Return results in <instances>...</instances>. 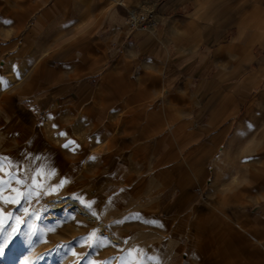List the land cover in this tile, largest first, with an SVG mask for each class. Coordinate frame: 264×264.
<instances>
[{"label": "crops", "instance_id": "0c3cea01", "mask_svg": "<svg viewBox=\"0 0 264 264\" xmlns=\"http://www.w3.org/2000/svg\"><path fill=\"white\" fill-rule=\"evenodd\" d=\"M245 6L0 0V32L18 38L9 46L16 47L9 77L30 80L22 92L10 87L5 100L28 102L36 125L56 111L65 124L83 127L69 139L103 158L102 174L122 184L129 182L121 160L137 152L125 141L145 138L149 173L167 169L164 185L179 192L177 205L194 200L196 190L205 194L194 213L216 233L212 242L241 264H264V8L247 14ZM152 10L156 30L129 27L131 12ZM24 46L26 63L18 60ZM38 110L46 111L42 123Z\"/></svg>", "mask_w": 264, "mask_h": 264}, {"label": "rangeland", "instance_id": "374dc122", "mask_svg": "<svg viewBox=\"0 0 264 264\" xmlns=\"http://www.w3.org/2000/svg\"><path fill=\"white\" fill-rule=\"evenodd\" d=\"M232 1L246 4L243 9L249 10L247 14L255 11V8H264V0ZM259 16L264 17V10ZM15 39L18 38L14 33L0 32V71L3 70L0 78L6 82H0V115L9 117L6 122L1 120L0 123V158H6L0 159V168H2L0 178L8 181L7 184L0 185V196L8 197L11 201L16 196L12 191L14 188L25 194L31 190L32 195L27 199L21 197L19 204L6 203L0 199V221L11 213V218L5 221V227L8 228L10 225H15V218L20 216L25 221L19 226L21 231L23 233L35 231L36 236L32 237L31 244L28 243L26 236L17 239L8 249L3 264H10L11 257L19 260L27 250L20 249L21 246H28L39 263L43 262L51 252L55 255V264H241L237 261L239 255L230 254L222 242L219 248L212 242L211 238H214L216 233L208 230L207 222L197 221V213L195 214L194 211L202 209L206 201L205 194L195 189L197 197L194 200L184 205H177L179 192L167 187V184L164 185L168 175L167 169L164 166H157L151 169L153 174L149 173L146 160L150 153L145 138L139 139L141 143H145L146 148L145 152H140V160L136 155L131 156L130 160L127 158L121 160L119 172L129 185L120 183L110 174L108 176L102 174L100 163L105 162L104 159L101 158L102 161L93 159L91 153L86 154L83 151L81 154L84 163L80 160L75 162L76 164H71L77 171L73 179L81 181L82 186L74 188L73 191H65L71 181L63 180L62 172L66 170V164L59 155L64 157L69 153H76V148L79 149L77 144L68 148L64 145L71 140L69 137L74 132L78 134L83 127L65 124L56 111L46 117L44 126L36 125L35 110L32 111L28 102L5 100L10 87L14 86L18 89L24 82L30 85L28 79L15 83V79L9 77V71L13 69L11 59L15 57L16 51V47L9 46L15 42ZM29 52L30 49L24 46L18 60L26 63L31 57ZM25 70L29 73L31 66L25 67ZM21 90L19 88L17 92H22ZM45 113L46 111L43 110L36 112L38 123L43 122ZM20 122L29 126L26 129L29 134L35 133V144H27L29 150L35 149V157L25 163L22 173L26 172V174L21 177L15 172L14 166L22 160L19 159L14 163L15 160L12 162L11 158L17 154L18 148L25 149L28 138H22V143L18 145L19 140L11 132L12 128L4 126L5 123L16 126ZM61 132L65 135L59 137ZM22 153L20 157H23ZM129 163L134 164L136 168H128L129 165L126 164ZM81 170H85V173L81 174L79 172ZM208 173L207 171L206 178L209 177ZM17 179L23 183L17 184ZM161 179L163 185L160 184ZM61 181L65 183L62 187H57ZM156 183H158L156 191H151V186ZM83 191L87 197V201L83 200L84 203L92 205L95 209L96 222L77 213L66 202L62 203L63 208L53 210L57 202L49 200L56 193L75 197ZM194 205L196 207H193ZM25 209L29 213L27 216L24 215ZM249 209L254 211L257 208ZM52 212H54L53 218L48 219ZM94 232L96 236L88 239ZM54 249L56 251H53ZM251 257L255 260L256 256L249 255V259H252Z\"/></svg>", "mask_w": 264, "mask_h": 264}, {"label": "bare ground", "instance_id": "6f19581e", "mask_svg": "<svg viewBox=\"0 0 264 264\" xmlns=\"http://www.w3.org/2000/svg\"><path fill=\"white\" fill-rule=\"evenodd\" d=\"M19 83V82H18ZM15 116V115H14ZM25 116V115H24ZM21 118V117H20ZM9 119V117L7 115H0V123H1V120L5 121ZM48 123V122H47ZM9 123H5L4 126H8V128H12L11 129V132H13L17 138H18V142L20 145L22 142V138H25L27 137V142H26V145H25V149L24 150H19V148L16 150V153L14 155V157L11 158V161L13 162L15 160L14 163L17 162V160H22L21 162L16 163V165L14 166L13 163H12V166H14L15 168V172L19 173L21 177L22 175H25V173H22V171L24 170V167H25V163L26 162H29L30 160H32L33 157H35V149L33 150L32 148H30L29 150V146L27 144H35V133L33 134H29L27 132V128L29 127L28 125H24L22 122L19 123V125H16V126H10L11 124ZM3 126V127H4ZM10 126V127H9ZM96 126V125H95ZM94 126V127H95ZM6 128V127H5ZM94 129V128H93ZM105 130L108 132L110 130V128L106 127ZM56 133V132H55ZM9 138V137H8ZM66 138V137H65ZM114 137H110V139H107V142L109 145H113L114 144ZM86 140V139H85ZM141 140V139H140ZM139 139L137 140H131V141H128L126 142L125 141V144L128 146V147H133V148H137V153L135 154L136 156H138L137 158L140 160V155L141 153L145 152V143H141L142 141H140ZM124 143V142H123ZM135 144V145H134ZM119 146V145H118ZM122 146V145H121ZM81 148V147H80ZM125 148V147H124ZM73 149V148H72ZM33 150V151H32ZM74 150V149H73ZM129 150V149H128ZM143 151V152H142ZM23 152V153H22ZM76 153L74 154H68V155H64V157L62 155H59L60 157L63 158V160L65 161V164H66V170H64L63 173V180L65 181H71L68 186L66 187V190L65 191H73L74 188H77L78 186H82L81 185V181H78L76 178L73 179V176L74 174L77 172L74 170L73 166L71 164L75 163V162H78V161H82L84 157H82V154L83 153V150L82 149H78L76 148L75 150ZM78 152V153H77ZM141 152V153H140ZM21 153L23 154V157H20ZM25 157V159H23ZM22 158V159H21ZM88 160V159H87ZM74 161V162H73ZM125 161V160H124ZM83 162V161H82ZM131 162V161H130ZM84 163V162H83ZM134 163V162H133ZM76 164V163H75ZM5 165V164H4ZM144 166V165H143ZM142 166V168H143ZM132 167V166H131ZM135 167V166H134ZM136 168V167H135ZM6 169V168H4ZM85 169V168H84ZM78 170V169H77ZM132 171V170H131ZM81 172V174H84L85 173V170H81L79 171ZM1 173V172H0ZM1 175V174H0ZM17 175V174H16ZM160 175V174H159ZM77 177V176H76ZM78 178V177H77ZM98 181V180H97ZM56 186V185H55ZM4 187V186H3ZM114 193V192H113ZM113 195V194H112ZM86 193L83 191V192H80L79 195L77 196H72V195H66L65 196V193H56L49 201L51 202H57L55 204V208L53 209L54 211L55 210H58L59 208H63L64 202H66V204H69L71 205L70 208H74L75 211L79 214H82L83 216H87L89 217L91 220H94L96 222L97 220V217L96 215H93V213H95V209L92 207H89L88 205H86V203H84L83 200L87 201L86 199ZM143 210V209H142ZM143 212V211H142ZM145 213V212H144ZM54 216V212H52L50 215H49V218L48 219H52ZM137 216V215H136ZM136 220V219H135ZM20 249H27L26 252L23 254V256L17 260L15 258H10L9 259V263L10 264H25V260H28L29 261V264H55L56 263V260H55V263H54V259H55V255L53 253H49L47 258L39 263L38 260H36L35 256L30 252L28 246H21ZM6 252L8 251V249L5 250ZM22 251V250H21ZM12 252V251H11ZM7 257V256H6ZM57 258V257H56ZM4 260V258H0V264H3L2 261Z\"/></svg>", "mask_w": 264, "mask_h": 264}, {"label": "snow or ice", "instance_id": "6c2138e0", "mask_svg": "<svg viewBox=\"0 0 264 264\" xmlns=\"http://www.w3.org/2000/svg\"><path fill=\"white\" fill-rule=\"evenodd\" d=\"M4 23H6V24L7 23H11V21H4ZM0 82L6 83L5 81H2V78H0ZM249 127H252V126L249 125ZM60 135L63 136V135H65V133L61 132ZM74 143H75L74 141L69 140L64 145V147L65 148H68L69 146L73 145ZM0 159H6V158H0ZM93 159H94V157H93ZM0 170H2V168H0ZM7 183H8V181H5L3 178H0V185L7 184ZM16 183L17 184H22L23 181L17 179L16 180ZM33 183L34 184L36 183V181H35L34 178H33ZM64 183H65V181H61L60 185H58L57 187H62ZM12 191L16 193V196H15V198H12L11 201L9 200L8 197H4V196H0V199H3L6 203L7 202H12V203L19 204L21 197H24L25 199H27L28 197H30L32 195L31 190H29L27 192V194L21 192L17 188L12 189ZM37 195H39V193H37ZM88 206L91 207V205H88ZM28 214L29 213H28L27 209H25L24 210V215L27 216ZM93 215H95V213H93ZM11 216H12V214L11 213H8L7 216L4 217V220L3 221H0V258H6L7 252L5 250L6 249H10L11 246L14 245L16 243L17 239H19L21 236H26L27 237V241L30 244L33 242L32 241V237L33 236H36V232L35 231H32L30 233H23L21 231V228L19 226L21 224H24L25 221L20 216H17L15 218L16 219V224L15 225H10V226H8V228H6L5 227V221L7 219H10ZM95 236H96V233L95 232L94 233H91L89 235L88 239H92ZM53 251H56V250L54 249ZM149 259H156V258L149 257ZM25 264H29V261L28 260H25Z\"/></svg>", "mask_w": 264, "mask_h": 264}, {"label": "built area", "instance_id": "2783aa9c", "mask_svg": "<svg viewBox=\"0 0 264 264\" xmlns=\"http://www.w3.org/2000/svg\"><path fill=\"white\" fill-rule=\"evenodd\" d=\"M128 25L130 28L156 30L159 25L158 15L153 10L147 13L131 12Z\"/></svg>", "mask_w": 264, "mask_h": 264}]
</instances>
